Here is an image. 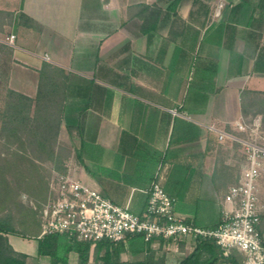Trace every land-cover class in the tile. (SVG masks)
Wrapping results in <instances>:
<instances>
[{
	"label": "crops",
	"instance_id": "0c3cea01",
	"mask_svg": "<svg viewBox=\"0 0 264 264\" xmlns=\"http://www.w3.org/2000/svg\"><path fill=\"white\" fill-rule=\"evenodd\" d=\"M0 11L13 14L0 18V40L15 35L10 88L35 97L45 63L67 75L61 133L79 177L142 213L159 172L178 212L217 225V195L238 182L245 155L205 125L229 127L244 118L241 92L264 91V0H0ZM8 240L26 264H50L35 238Z\"/></svg>",
	"mask_w": 264,
	"mask_h": 264
},
{
	"label": "built area",
	"instance_id": "2783aa9c",
	"mask_svg": "<svg viewBox=\"0 0 264 264\" xmlns=\"http://www.w3.org/2000/svg\"><path fill=\"white\" fill-rule=\"evenodd\" d=\"M223 4H219L221 8ZM15 35L0 40L14 46ZM175 112V110H173ZM205 127L219 142L239 144L245 155L238 182L229 186L221 200L220 219L215 226L196 225L193 218L176 210L177 198L168 194L159 172L150 187L142 213L118 205L79 177L66 165L54 170L48 181V202L41 210V234H63L78 241L125 242L142 235L146 242H163L178 251L180 243L198 238L214 240L228 254L233 248L244 257L243 264H264V243L260 230L262 204L260 180L264 176V126L259 115L229 122V127Z\"/></svg>",
	"mask_w": 264,
	"mask_h": 264
},
{
	"label": "trees",
	"instance_id": "16d2710c",
	"mask_svg": "<svg viewBox=\"0 0 264 264\" xmlns=\"http://www.w3.org/2000/svg\"><path fill=\"white\" fill-rule=\"evenodd\" d=\"M12 13L0 11L2 24L12 22ZM21 18L33 21L24 13ZM3 31V28H0ZM13 48L0 41V56L6 59L7 68L2 73L6 86V102L0 110V130L8 137L20 139V134L26 133L27 138L39 153H44L47 159L56 163L55 169L64 171L66 164L57 151L58 138L63 121L65 91L67 75L62 68L45 63L39 70L40 78L35 97L18 92L8 85ZM264 95V91L243 90L241 103L243 113L246 114L251 106L264 105V98L251 103L252 95ZM264 114L259 108L253 116ZM180 211L195 214L196 210H185L178 206ZM195 224L207 227L194 218ZM8 234L25 238H35L38 241V254L51 258L50 264H68L70 251L78 253V264H88L93 256L94 264H165L163 258H157L155 251L149 247L142 235L136 234L127 237L126 241L112 242L101 240L98 242L78 241L63 234H41V223L34 233L19 232L14 227L10 214H0V264H26L27 254L15 250L9 243ZM184 242L180 243V248ZM129 253L137 256L144 253L143 258L125 261L124 255ZM243 255L235 248L228 254L212 239L198 238L193 250L186 254L178 264H243Z\"/></svg>",
	"mask_w": 264,
	"mask_h": 264
},
{
	"label": "rangeland",
	"instance_id": "374dc122",
	"mask_svg": "<svg viewBox=\"0 0 264 264\" xmlns=\"http://www.w3.org/2000/svg\"><path fill=\"white\" fill-rule=\"evenodd\" d=\"M6 68V59L0 56V110L7 99L5 80L1 73ZM193 87L194 85H191L190 92ZM259 98H264V95H252L251 103ZM259 108L264 112V105L253 104L248 113L244 115V119L253 117V112ZM259 116L264 126V114ZM4 133L0 130V214H10L16 230L31 234L40 226L41 210L49 197L48 181L52 172L56 170L57 164L47 159L44 153L37 152L35 146L29 142L26 133L20 134V139L13 136L8 137ZM67 137L66 132L61 133L60 131L57 148L66 165L73 155L71 142L67 140ZM232 156L233 164L239 162L240 158L242 159L241 151H235ZM236 182V178L230 180V184ZM261 183H264V176ZM227 188L218 193L219 204ZM201 198L204 202L211 203L209 195L203 194ZM191 246L188 248L184 246L178 251L167 247L159 248L155 250V256L163 258L165 264H178L186 254L192 251ZM143 256L144 254L132 256L126 253L123 257L125 261H131L141 259ZM88 264H94L93 256Z\"/></svg>",
	"mask_w": 264,
	"mask_h": 264
}]
</instances>
